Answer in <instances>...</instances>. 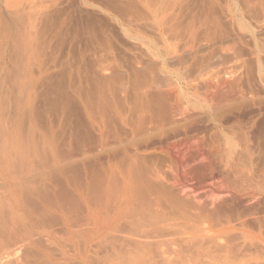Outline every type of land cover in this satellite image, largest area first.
I'll return each instance as SVG.
<instances>
[{"label": "rangeland", "instance_id": "obj_1", "mask_svg": "<svg viewBox=\"0 0 264 264\" xmlns=\"http://www.w3.org/2000/svg\"><path fill=\"white\" fill-rule=\"evenodd\" d=\"M6 1L0 0L4 28L8 29L6 32L0 27V34L4 33L0 35V50L5 53L0 51V118L8 134L0 132V151L9 150L10 157L22 151L27 164L39 163L42 156L44 160H56L57 153L66 149L70 159L56 160V164L71 163L84 175L80 162L90 147L94 146L93 152L98 155L105 148L108 152L120 150L131 140V117L135 120L137 109L148 102H194L196 106L202 102L264 104V0H145L147 6L143 0H55L37 7L38 0H32L35 6L27 0L31 9L26 7V0H21L24 4L17 5L30 13L25 9L21 12L19 6V11L14 10L20 1L9 0L13 1L12 9L21 13L12 10L11 15ZM17 15L21 17L18 22ZM217 77L224 85L212 93L207 85L214 84ZM262 110L255 126L252 120H246L225 127H234L237 133L242 126L252 125L244 130L251 137L255 167L264 172ZM223 114L217 112V117ZM122 119L126 120L123 127ZM99 123L113 131L112 135L117 133L115 130L121 133L127 128L122 132L126 136L124 144L109 139L110 150L107 145L99 150ZM240 134L238 138H242ZM52 153L57 155L50 159ZM14 155L10 158L14 164L26 165L22 155ZM42 161L46 163L43 168L50 163ZM72 177L70 184L78 179ZM80 183L83 185L85 178ZM188 183L197 188L205 186L197 175L191 176ZM55 197L52 199L60 202ZM54 227L56 235L61 236L60 225ZM253 231L257 233L256 228ZM261 232L264 236V224ZM48 248L52 259L39 252L41 259L30 257L28 264H81L79 259L70 258L72 244L64 249L52 243ZM237 249L247 256L254 252L253 258L260 257L264 250L261 246ZM102 252H90L86 264H108ZM23 254L19 252L10 261L19 262ZM253 258L249 264L254 263Z\"/></svg>", "mask_w": 264, "mask_h": 264}, {"label": "bare ground", "instance_id": "obj_2", "mask_svg": "<svg viewBox=\"0 0 264 264\" xmlns=\"http://www.w3.org/2000/svg\"><path fill=\"white\" fill-rule=\"evenodd\" d=\"M18 1L15 5L24 4ZM38 1L36 7L55 0ZM10 2L6 4L10 6ZM26 3L27 0L28 7L34 2ZM18 6L22 7L13 9L19 11ZM0 20L3 29L2 12ZM216 81L207 85L208 91L215 93L224 85L218 77ZM262 106L245 102H202L200 106L194 102H148L140 109L135 107L139 113L136 110V119L132 120V116L130 120L131 140L126 139L128 143L120 150L99 151L109 144V139L124 144L127 128H119L121 133L115 130L117 133L112 135L113 131L99 123L96 146L102 155L93 152L94 146L85 150L87 157L80 162L84 175L71 163L56 164V160L70 159L71 153L66 149L58 153L54 150L59 158L47 159L52 163V167H46L50 163L45 166L47 169L43 168L46 163L41 164L43 156L36 163L42 166L30 162L33 166L27 164L25 150V155L22 151L18 154L20 157L16 152L18 158L23 156L26 160V165L23 161L16 165L10 159L14 154L10 157L9 150H1L0 264H28L30 257L41 259L39 252L52 259L48 248L52 243L62 248L72 244L70 258L79 259L81 264H86L89 253L97 250L103 251L108 264H249L255 253L247 256L242 250H235L264 248V172L255 167L251 137L244 130L252 125L242 126L237 133V129H227L225 125L252 120L255 126L263 113ZM217 112L224 114L219 118ZM0 120V132L6 135L4 120ZM94 122L98 124V120ZM74 175L78 179L70 184ZM193 175L199 176L205 186L189 184ZM80 176H85L84 186ZM55 196L60 202L52 199ZM55 225H60L61 236L56 235ZM21 251L24 254L19 262L10 261ZM263 251L259 253L262 255ZM260 257L253 258V264H264Z\"/></svg>", "mask_w": 264, "mask_h": 264}]
</instances>
